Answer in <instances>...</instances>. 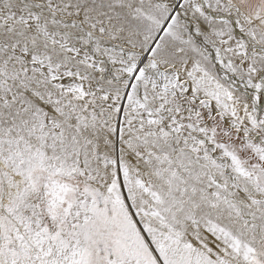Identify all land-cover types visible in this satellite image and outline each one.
I'll use <instances>...</instances> for the list:
<instances>
[{
	"label": "snow or ice",
	"instance_id": "6c2138e0",
	"mask_svg": "<svg viewBox=\"0 0 264 264\" xmlns=\"http://www.w3.org/2000/svg\"><path fill=\"white\" fill-rule=\"evenodd\" d=\"M0 264H264V0H0Z\"/></svg>",
	"mask_w": 264,
	"mask_h": 264
}]
</instances>
